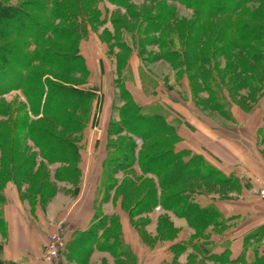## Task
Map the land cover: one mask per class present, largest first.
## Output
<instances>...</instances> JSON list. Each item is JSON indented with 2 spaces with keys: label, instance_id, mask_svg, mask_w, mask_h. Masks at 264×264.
I'll return each instance as SVG.
<instances>
[{
  "label": "rangeland",
  "instance_id": "rangeland-1",
  "mask_svg": "<svg viewBox=\"0 0 264 264\" xmlns=\"http://www.w3.org/2000/svg\"><path fill=\"white\" fill-rule=\"evenodd\" d=\"M22 1L25 0H11L8 3L18 5ZM91 7L95 11L102 9L105 22L99 25L95 19H91L92 31L81 42L82 52L87 56L93 69L89 84L96 86L98 96L93 103L90 121L82 133L74 134L67 131L50 115L33 114L20 88L0 95V108L1 105L9 108L8 113L0 114V174L7 169L12 154L18 157L14 165L30 168L32 174L28 181L18 182L20 197L28 208L38 203L46 206L51 198L48 192L52 194L53 186L56 187L48 178L51 180V176L58 169L70 166L44 159L34 139L30 138L24 129V120L52 134L84 142L86 147L83 153L87 146L101 143L98 149L90 151L99 158L106 156V152L109 151L108 149L106 151L108 141L119 145L122 140L131 139L135 145L132 154L134 153L136 158L134 163L136 172L139 168V156L152 152L153 147H149L152 144L166 141L165 135L144 139L142 137L144 131H141L142 136H139L129 132L122 124L120 111L128 104L118 86L119 68L131 69L130 78L124 82L129 95L136 98L138 103H156L162 111L169 112V121L180 129L181 139L187 137L181 112L185 117L192 113L204 120L224 121L219 114V108L212 102V94L219 98L221 111L227 112L232 108L252 112L264 107V93L261 90L264 88V83L261 82L264 79V66L260 62V57L258 59L255 57L258 55L255 50L257 46L251 44L248 39H245L247 44L240 43L238 38L245 27H258L264 31V18L260 20L256 18V15H264V0H249L236 13L221 14L212 18L201 16L193 8L178 0L157 2L130 0L128 5H119L110 0H97ZM153 21H157L158 25L147 33L148 40L139 49V34L143 33V29H138L139 24L145 26ZM121 27L125 28L110 40V36H114ZM118 39L128 43L129 49L118 48ZM5 43L6 40L0 39V47ZM169 47L180 55H176L175 60L166 59L162 55ZM201 57L204 59L199 63ZM35 66L60 84L84 82V78L78 73L66 74L38 63H35ZM123 73L126 74V70H123ZM254 87L257 89L253 90ZM111 120L121 125V132L109 133ZM258 150L260 152L258 154L264 160V141L258 144ZM103 162L102 167L100 163L95 167L99 183L104 177ZM126 174L133 175L129 171H120L117 174L119 180L117 187L123 184L127 178L125 176L123 179V176ZM3 182L4 179H1L0 184L3 185ZM6 184L5 182L4 186ZM182 187L186 190L198 187L209 194L218 195L221 199H229L226 196L228 188L212 180L189 177ZM144 192V188H133L127 198V208L141 203ZM111 199L112 196L110 201H107L109 209L112 205ZM168 211L164 210L162 205L150 212L134 216L122 211L124 220L130 222L129 228L132 233L141 239L142 258L149 256L152 258L154 254L160 259L166 254L171 242L182 237L177 227L185 222ZM96 219L104 222L99 214ZM0 226L4 227L3 211ZM219 232L220 237H223L225 230ZM228 245H230L228 242H223L221 246Z\"/></svg>",
  "mask_w": 264,
  "mask_h": 264
},
{
  "label": "trees",
  "instance_id": "trees-1",
  "mask_svg": "<svg viewBox=\"0 0 264 264\" xmlns=\"http://www.w3.org/2000/svg\"><path fill=\"white\" fill-rule=\"evenodd\" d=\"M9 1L11 0H0V39L6 40L5 45L0 47V95L20 88L33 114L50 115L67 131L74 134L82 133L87 127V122L90 121L93 103L98 96L95 91L96 86L89 84L93 69L87 56L82 52L81 42L92 31L91 19H95L99 25L105 22L102 9L95 11L91 7L97 0H25L18 5L10 4ZM110 1L119 5H128L130 0ZM149 1L157 2L158 0ZM178 1L193 8L201 16L212 18L221 14L236 13L249 0ZM256 18L263 19L264 15H256ZM157 25V21L145 26L142 23L139 24L138 29H143V33L139 32V49L148 40L147 33L154 30ZM123 28L118 29L109 39H114ZM238 38L240 43L247 44L245 39H248L251 44L257 46L255 50L258 55L255 57L257 59L260 57V62L264 66V31L258 27H245ZM117 44L118 48L129 49V44L124 40L118 39ZM175 52L169 47L162 55L166 59L175 60L176 55H179ZM201 58L199 63L204 59ZM35 63L66 74L78 73L84 78V82L70 85L57 83L46 76V72L37 68ZM123 70H126V74ZM118 72L120 73V78L117 80L118 86L128 104L120 111L124 127L139 136H142L140 132L144 131L145 134L142 136L144 139L165 135L166 141L152 144L149 146L153 147L152 152L139 156L138 165L141 175L133 169L136 162L134 153L132 154L134 142L128 139L116 145L115 142L108 141L106 151H109L106 152L103 162L104 177L99 185L103 194L101 202H106L113 196V206H116L117 211L123 209V212L130 213L131 216L150 212L162 205L164 210H175L177 215L188 219L195 230L194 233L188 239L179 238L171 242V246L167 249L169 256L161 264H181L179 258L190 248L189 245L193 251L185 264H208L209 262L264 264L258 256H254V259L250 261L244 260V257L230 258V246H218L223 240L219 231L225 230L226 218L214 204L202 206L193 195L194 188L190 187V190H186L182 186L189 177L213 179L221 185H225L227 180L204 157L179 144L183 139H181L182 134L180 129L169 121V112L162 111L156 103H138L136 98L129 95L124 82L130 78L131 69L119 68ZM261 82L263 84L264 79ZM263 89L261 90L264 93ZM212 96L213 104L221 111L219 98L217 99L215 94ZM8 112L9 108L1 105L0 114ZM23 127L30 138L34 139L44 159L70 166L58 169L54 175L55 179L69 180L79 188L84 168L82 151L86 147L85 143L71 137L63 138L52 134L28 120L23 121ZM120 129L121 125L114 123L113 120L110 121L108 129L110 134H117L121 132ZM17 158L15 154H12L7 169L0 174V181L4 179L3 185L0 184V216L5 202L4 183L12 179L24 183L32 174L30 168L14 165ZM120 171H129L133 175L127 176L123 184L117 187L119 180L116 176ZM133 188L145 189L143 200L136 206L127 208V198ZM48 193L50 196L51 192ZM119 214L114 213L112 219L116 221ZM0 230L3 234L5 233L4 227L0 226Z\"/></svg>",
  "mask_w": 264,
  "mask_h": 264
},
{
  "label": "crops",
  "instance_id": "crops-1",
  "mask_svg": "<svg viewBox=\"0 0 264 264\" xmlns=\"http://www.w3.org/2000/svg\"><path fill=\"white\" fill-rule=\"evenodd\" d=\"M181 114L187 137L179 144L204 157L219 171L227 180L222 186L228 188L229 199L198 187H193V195L202 206L214 204L226 218L221 242L230 244V258L244 257L250 261L258 256L264 262V202L258 196L259 188L264 186V160L258 154V144L264 141V107L252 112L232 108L220 111L224 121L218 122L192 113L188 117ZM99 146L101 143L89 145L82 154L84 169L79 188L69 180L55 179V173L51 180L48 178L56 187L53 186L46 206L38 203L26 207L17 180L7 182L3 192L5 233L0 230V264H161L169 256L165 252L160 259L154 254L152 258H142L141 239L132 233L130 222L113 206L112 199L110 209L107 201L101 202L103 194L95 167L99 163L102 167L105 155L99 158L90 153ZM137 173L141 175L140 168ZM170 211L185 222L177 227L180 239H188L194 228L187 218ZM114 213L119 215L116 221H111ZM98 214L104 222L96 219ZM56 232L65 236V243L59 258L46 263L44 248L50 235ZM189 247L179 258L181 264L188 261L193 251Z\"/></svg>",
  "mask_w": 264,
  "mask_h": 264
},
{
  "label": "built area",
  "instance_id": "built-area-1",
  "mask_svg": "<svg viewBox=\"0 0 264 264\" xmlns=\"http://www.w3.org/2000/svg\"><path fill=\"white\" fill-rule=\"evenodd\" d=\"M258 196L264 201V186L259 188ZM64 243L65 237L61 232L51 234L44 248L43 260L46 263H51L54 260H57L63 249Z\"/></svg>",
  "mask_w": 264,
  "mask_h": 264
}]
</instances>
